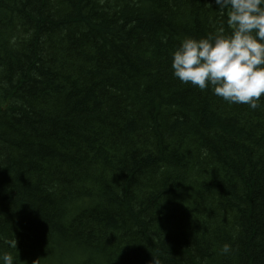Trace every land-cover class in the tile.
<instances>
[{"label": "trees", "instance_id": "obj_1", "mask_svg": "<svg viewBox=\"0 0 264 264\" xmlns=\"http://www.w3.org/2000/svg\"><path fill=\"white\" fill-rule=\"evenodd\" d=\"M227 11L0 0V255L264 264V96L228 103L171 68L184 39L231 34Z\"/></svg>", "mask_w": 264, "mask_h": 264}, {"label": "clouds", "instance_id": "obj_2", "mask_svg": "<svg viewBox=\"0 0 264 264\" xmlns=\"http://www.w3.org/2000/svg\"><path fill=\"white\" fill-rule=\"evenodd\" d=\"M219 10L227 9L225 35L221 29L205 38L184 39L171 54L173 76L232 104H246L256 110L264 96V0H215ZM17 241H9L15 248ZM231 246L224 244L222 254ZM0 264H14L10 253L0 255ZM154 264L159 261L154 260Z\"/></svg>", "mask_w": 264, "mask_h": 264}]
</instances>
